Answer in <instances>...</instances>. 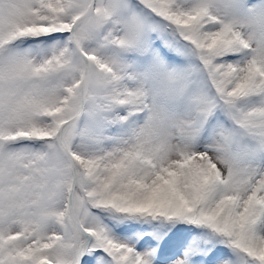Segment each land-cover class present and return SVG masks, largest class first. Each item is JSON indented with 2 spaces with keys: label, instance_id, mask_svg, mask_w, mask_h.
I'll return each instance as SVG.
<instances>
[{
  "label": "snow or ice",
  "instance_id": "1",
  "mask_svg": "<svg viewBox=\"0 0 264 264\" xmlns=\"http://www.w3.org/2000/svg\"><path fill=\"white\" fill-rule=\"evenodd\" d=\"M0 264H264V0H0Z\"/></svg>",
  "mask_w": 264,
  "mask_h": 264
}]
</instances>
